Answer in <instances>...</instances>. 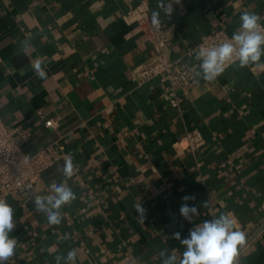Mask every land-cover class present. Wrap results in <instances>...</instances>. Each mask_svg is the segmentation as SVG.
Wrapping results in <instances>:
<instances>
[{"label": "crops", "instance_id": "0c3cea01", "mask_svg": "<svg viewBox=\"0 0 264 264\" xmlns=\"http://www.w3.org/2000/svg\"><path fill=\"white\" fill-rule=\"evenodd\" d=\"M136 2L0 0V119L30 131L26 152L54 143L61 155L34 192L0 193L14 209L17 240L6 264H56L71 250L76 264H112L128 254L162 264L164 249L179 264L184 246L173 234L183 239L222 213L246 236L238 264H264V56L246 67L237 61L209 82L196 76L192 52L215 27L232 36L245 11L264 23V0H181L170 17L161 13L172 35L169 58L195 73L187 93L177 90L179 108L165 78L132 80L153 54L147 36L123 19ZM49 119L54 128L45 126ZM190 130L204 139L193 152L181 142ZM68 157L71 178L58 170ZM65 180L76 199L50 225L34 197ZM184 196L195 197L187 201L199 210L192 221L179 212Z\"/></svg>", "mask_w": 264, "mask_h": 264}, {"label": "clouds", "instance_id": "9594fccd", "mask_svg": "<svg viewBox=\"0 0 264 264\" xmlns=\"http://www.w3.org/2000/svg\"><path fill=\"white\" fill-rule=\"evenodd\" d=\"M180 3L181 0H158L157 10L151 12L152 26L159 28L161 13L170 17L174 11L173 5ZM240 21L239 28L230 40L212 47H199L196 59L200 61V70L196 72V76L211 82L225 71L228 62L238 61L240 67H246L261 60L264 56V26L259 23L260 17L245 11L241 14ZM21 45L25 52L30 47L27 40L22 41ZM34 70L39 78L45 77L46 73L39 61L35 63ZM58 170L64 177L71 178L76 171L72 158H66L64 165ZM75 199L76 195L68 186L67 180L61 183L53 181L50 185V193L36 195L33 204L36 211L46 214L50 225H59L62 219V207L71 204ZM194 199V196L182 198L184 202L179 212L185 220L192 221L193 217L199 215L198 207L187 203ZM204 206L207 207V203ZM134 207L143 217L146 210L141 203ZM13 214V207L5 199H0V264H6L15 252L17 240L10 235L15 228ZM172 238L184 246L179 264H238V257L246 242L245 233L237 228V222L231 213H222L218 218L195 225L183 239L179 232H175ZM65 239H70L68 234H65ZM76 255L75 250L69 251L66 256L58 255L55 258L56 264H61L62 261L63 264H76ZM159 255L162 264H177L176 255H169L167 249L161 250Z\"/></svg>", "mask_w": 264, "mask_h": 264}, {"label": "built area", "instance_id": "2783aa9c", "mask_svg": "<svg viewBox=\"0 0 264 264\" xmlns=\"http://www.w3.org/2000/svg\"><path fill=\"white\" fill-rule=\"evenodd\" d=\"M154 0H137L136 5L123 15V19L130 25H136V30L147 36L153 54L133 70L132 80L142 86L157 77L168 81L165 89L170 103L180 107L183 98L177 93L180 89L187 93L194 84L195 73L184 60H172L168 56L172 35L169 27L162 22L159 28L151 24V5ZM261 26L264 23L259 21ZM230 36L224 28L215 27L203 36L200 43L193 48L196 54L200 46L212 47L226 40ZM200 63V61H199ZM236 62H228L225 69ZM47 128H54L55 122L46 120ZM28 129L19 128L5 123L0 119V193L26 194L34 192L42 183V175L50 169L61 155L54 143L28 153L24 149V142L29 138ZM184 148L193 152L204 143L199 131L190 130L182 137ZM26 157V159H25ZM29 185L31 186L29 188ZM112 264H140L133 254L120 257Z\"/></svg>", "mask_w": 264, "mask_h": 264}]
</instances>
